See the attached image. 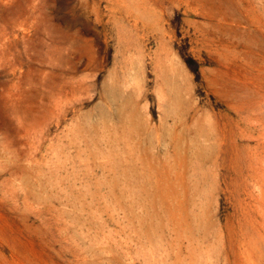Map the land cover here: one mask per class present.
Instances as JSON below:
<instances>
[{
	"label": "rangeland",
	"instance_id": "obj_1",
	"mask_svg": "<svg viewBox=\"0 0 264 264\" xmlns=\"http://www.w3.org/2000/svg\"><path fill=\"white\" fill-rule=\"evenodd\" d=\"M0 264H264V0H0Z\"/></svg>",
	"mask_w": 264,
	"mask_h": 264
}]
</instances>
